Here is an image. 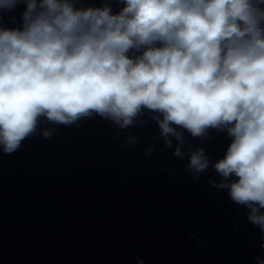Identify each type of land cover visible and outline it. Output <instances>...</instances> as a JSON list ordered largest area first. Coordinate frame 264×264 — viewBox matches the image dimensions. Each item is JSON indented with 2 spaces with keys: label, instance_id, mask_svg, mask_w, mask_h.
Returning <instances> with one entry per match:
<instances>
[{
  "label": "clouds",
  "instance_id": "clouds-1",
  "mask_svg": "<svg viewBox=\"0 0 264 264\" xmlns=\"http://www.w3.org/2000/svg\"><path fill=\"white\" fill-rule=\"evenodd\" d=\"M118 2L113 14L108 3L0 0L4 12L26 6L21 28L0 27L3 151H16L41 117L71 125L96 114L125 128L146 109L167 146L180 142L181 158L178 128L192 137L226 131L216 186L264 232V0ZM209 163L203 149L190 151L194 173Z\"/></svg>",
  "mask_w": 264,
  "mask_h": 264
}]
</instances>
